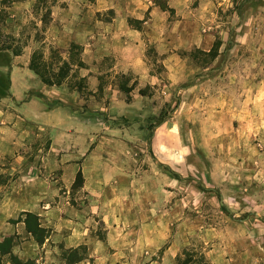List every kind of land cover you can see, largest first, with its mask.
<instances>
[{
	"label": "crops",
	"instance_id": "1",
	"mask_svg": "<svg viewBox=\"0 0 264 264\" xmlns=\"http://www.w3.org/2000/svg\"><path fill=\"white\" fill-rule=\"evenodd\" d=\"M157 1L56 0L51 8L45 38L65 51L74 43L82 46L81 56L86 65L79 68V73L87 79L90 89L98 88V63L107 57L113 60L110 70L136 74L138 82L131 101L124 100V94L118 91L117 98L108 106L125 115L139 107V103L143 109L148 96L135 92L155 81L145 58L146 41L165 55L173 84L186 73L179 70L181 60L173 59L175 49L208 51L215 42L211 27L203 24L213 11L214 0H166L174 14ZM107 11H112L109 18ZM131 19L139 20L140 27L132 25ZM244 47L251 50L256 44L235 43L231 51L238 53ZM33 51L30 44L21 54L14 55L9 69L13 108L0 106V158L12 157L16 164L28 163L27 157L17 153L33 141L36 124L50 127L52 141L40 168L27 164L30 167L19 170L5 186L0 199V242L14 233L23 234L24 241L15 251L38 264H68L59 251L80 246L86 247V258L72 264H176L177 240L178 244L173 241L164 254H149L148 219L143 212L138 215L132 210L127 214L121 211L141 205L146 212L144 207L148 206V187L143 183L132 187V174L117 176L105 161V147L127 142L96 140L98 129L80 108L81 94L66 84L49 85L38 79L30 68ZM242 61L247 62L242 58L222 60V69L228 73L221 75L219 81L212 77L213 70H207L209 66L202 74L200 69H194L196 81L190 92H185L182 105L185 100L203 99L206 119L213 128L223 122L221 117H227L234 129H242L245 134L254 132L264 140V63L256 69H244ZM180 67L183 69L182 63ZM213 82L219 83L222 90L199 92L200 87ZM55 99L60 102L51 104ZM79 171L84 181L76 187ZM72 192L82 193L84 199L71 201ZM134 194L140 195L139 202L131 197ZM25 211L38 214L42 226L49 230L43 243L27 231L24 221L14 220ZM98 213L102 214L101 220L97 219ZM99 222L105 228L104 238L94 234Z\"/></svg>",
	"mask_w": 264,
	"mask_h": 264
},
{
	"label": "rangeland",
	"instance_id": "2",
	"mask_svg": "<svg viewBox=\"0 0 264 264\" xmlns=\"http://www.w3.org/2000/svg\"><path fill=\"white\" fill-rule=\"evenodd\" d=\"M55 1L0 0V45L10 43L25 48L31 44L33 50H43L46 60L53 62L58 71L62 62L51 51L55 45L45 38ZM214 2L213 11L203 24L211 27L209 30L214 32L215 40L219 38L223 42L218 56L213 58L212 54L199 51L201 49H175L173 59L181 60V72L186 70L178 83L173 84L168 77L165 55L146 41L145 58L155 81L135 92L148 96L143 109L141 103L135 107L138 111L133 109L127 115L116 108L109 109V103L117 98L118 91L130 102L138 82L133 72L110 70L111 57L98 63L100 83L96 90L90 89L86 78L82 84L87 88L83 92L78 90L75 85L81 83L79 69L72 70L62 84L81 94L80 108L98 129L96 140L127 142L126 145L117 143L105 147L104 156L112 173L121 177L132 174V187L142 183L148 187L146 212L142 211L141 205L125 207L121 211L127 214L132 210L138 215L143 212L148 219L149 254H164L177 240L176 264H264V140L254 132L245 134L242 129H234L227 117L220 116L223 122L213 128L206 119L203 99L185 100L182 105L185 92H190L189 88L196 81L194 69H200L199 74H202L209 66L207 70H213L212 77H218L219 81L221 75L228 73L221 65L228 57L247 60L241 63L244 69L250 66L256 69L264 63V0ZM111 13L107 11L106 17L109 18ZM235 43L256 44V47L251 50L244 47L237 53L231 51ZM66 52L63 55L68 57ZM13 59L12 50L0 51V106L5 108H13L9 90V69ZM38 79L42 80L39 75ZM123 84L130 88L129 92L122 90ZM199 90L205 94L219 92L222 88L213 82ZM3 98L6 99L3 101ZM59 102L57 99L50 101L51 104ZM235 122L238 125V120ZM34 128L33 141L27 149L17 153L27 157L28 163L16 164L12 157L0 158V199L14 174L30 167L27 164L31 163L40 168L42 157L49 152L50 127L36 124ZM74 194L70 195L71 201L77 203L78 198L84 199L82 193ZM131 197L140 200L139 194ZM101 217L98 213L97 219L101 220ZM24 218L20 213L14 220L23 221ZM94 234L105 237L102 222L94 229ZM23 239L24 235L17 233L4 238L1 241L3 248L10 250L5 254H21L15 248ZM59 252L63 258L64 250ZM20 258L25 264L37 263ZM4 260L11 263L9 255Z\"/></svg>",
	"mask_w": 264,
	"mask_h": 264
},
{
	"label": "trees",
	"instance_id": "3",
	"mask_svg": "<svg viewBox=\"0 0 264 264\" xmlns=\"http://www.w3.org/2000/svg\"><path fill=\"white\" fill-rule=\"evenodd\" d=\"M12 1H18V0H12ZM158 4L164 9L169 10L171 14L175 13L174 8L169 7L166 0H158ZM2 10L0 9V16H1ZM130 23L134 26L140 27V21L139 20H130ZM223 44L221 39H216L212 48L209 51L205 50H199L204 52L205 54H212L213 58H216L219 53V49L221 45ZM4 50H12L14 55H19L23 52L24 47L13 44H2L0 45V51ZM52 53L54 56L62 62V65L58 66V71L55 70L53 62H49L45 58V53L43 50L36 49L34 50L31 62H30V68H32L42 79V81L49 85H61L64 80L69 76V73L74 69H79L80 67H85V62L82 59L81 53H82V46L79 44H72L71 48L66 52L65 50L55 47L52 50ZM69 53L68 57H65L64 53ZM76 67V68H75ZM81 83L79 85H75L79 91L83 92L87 85L82 84L84 82L85 78H80ZM9 87H10V78H9ZM122 90L125 92H129L130 88L126 85L121 86ZM163 121V118L161 119V122ZM176 176L178 177V174L174 172ZM83 174L81 171L78 172L76 181L74 183V186H81L83 184ZM224 209H227L225 205H222ZM228 210V209H227ZM229 212V210H228ZM22 216H24V222L26 225V229L28 232H30L38 242L43 243L46 239V237L49 234V231L47 228L43 227L40 221V216L34 212L25 211L22 212ZM4 243L0 242V264H7L4 260V257L6 255H9L10 264H25L22 259L17 254H5L10 253V250H6L3 248ZM83 249V253H80V250ZM86 247L80 246L79 248L65 250L64 251V258L66 259L68 264L75 263L77 261L83 260L86 258ZM31 264V263H30Z\"/></svg>",
	"mask_w": 264,
	"mask_h": 264
}]
</instances>
